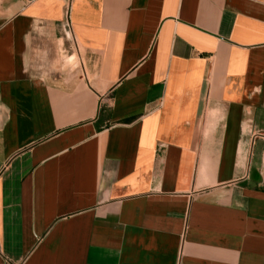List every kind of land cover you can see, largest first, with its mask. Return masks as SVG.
Returning a JSON list of instances; mask_svg holds the SVG:
<instances>
[{
	"label": "crops",
	"instance_id": "obj_1",
	"mask_svg": "<svg viewBox=\"0 0 264 264\" xmlns=\"http://www.w3.org/2000/svg\"><path fill=\"white\" fill-rule=\"evenodd\" d=\"M0 264H264V0H0Z\"/></svg>",
	"mask_w": 264,
	"mask_h": 264
},
{
	"label": "built area",
	"instance_id": "obj_2",
	"mask_svg": "<svg viewBox=\"0 0 264 264\" xmlns=\"http://www.w3.org/2000/svg\"><path fill=\"white\" fill-rule=\"evenodd\" d=\"M69 20H70V5H69V8L67 10V23H69Z\"/></svg>",
	"mask_w": 264,
	"mask_h": 264
}]
</instances>
